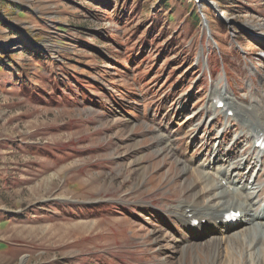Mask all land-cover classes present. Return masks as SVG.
<instances>
[{"label":"rangeland","instance_id":"374dc122","mask_svg":"<svg viewBox=\"0 0 264 264\" xmlns=\"http://www.w3.org/2000/svg\"><path fill=\"white\" fill-rule=\"evenodd\" d=\"M166 1L0 0V264H225L168 211L208 161L252 163L212 155L242 126L204 109L264 113V0Z\"/></svg>","mask_w":264,"mask_h":264},{"label":"bare ground","instance_id":"6f19581e","mask_svg":"<svg viewBox=\"0 0 264 264\" xmlns=\"http://www.w3.org/2000/svg\"><path fill=\"white\" fill-rule=\"evenodd\" d=\"M216 101L223 104L222 109H218ZM204 110L208 114H214L216 110V114L222 113L226 117L231 113L230 122L242 126L238 143L226 147L222 144L220 150L212 155H230L238 144L244 143L248 146L244 158L252 163L236 158L217 166V161H208V164L202 165L203 171L196 173L199 182L191 186V202L182 200L184 202L171 208L168 213L179 220L187 232L201 235L207 227L216 232L211 238L216 250L214 261L261 264L263 257L260 252L264 251V196L261 197L264 186L258 182L264 172L254 174L253 168L257 163H264V148L256 147L259 139L264 140V113L259 107L249 108L234 102L219 87L211 88ZM229 134V130L223 129V137ZM256 198L262 200L261 205ZM231 212L239 213L233 225H229L225 219V215ZM194 221L196 225H192Z\"/></svg>","mask_w":264,"mask_h":264},{"label":"trees","instance_id":"16d2710c","mask_svg":"<svg viewBox=\"0 0 264 264\" xmlns=\"http://www.w3.org/2000/svg\"><path fill=\"white\" fill-rule=\"evenodd\" d=\"M90 1L92 2L94 0H90ZM160 4H161L160 8L167 9L168 11L171 9V6L168 5V2L166 0H161ZM189 20L192 24H194V25L197 24L199 22L198 14L193 13ZM15 35L19 39H21L22 46L24 47L23 51L27 55H29L31 58L37 60L38 62H43V61L49 60L48 56L44 54L42 49L38 48L37 46L32 45V43L29 41L26 42L19 35H17V33H15ZM9 63H10V65H12L11 64V63H13L12 60H10V58L8 56H6V52L4 50H0V70H3L4 68L9 69V67H12V66H9ZM24 71L25 70H22L21 67H16L17 73L24 75L23 74Z\"/></svg>","mask_w":264,"mask_h":264}]
</instances>
